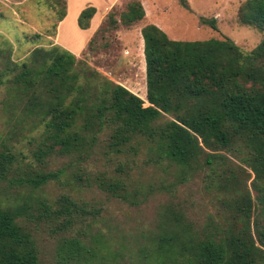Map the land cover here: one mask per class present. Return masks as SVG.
<instances>
[{
  "label": "trees",
  "instance_id": "trees-1",
  "mask_svg": "<svg viewBox=\"0 0 264 264\" xmlns=\"http://www.w3.org/2000/svg\"><path fill=\"white\" fill-rule=\"evenodd\" d=\"M36 4L53 11L54 38L66 2ZM94 13L93 7L83 9L77 27L88 29ZM144 16L140 2L133 1L120 14V24L130 27ZM106 18L109 27L118 25L112 11ZM237 21L264 35V0H245ZM205 23L216 30L215 19ZM140 34L147 107L57 44L37 45L19 62L12 59L9 42L0 46V90L7 93L0 143V264H43L33 231L19 222L24 219L55 224L51 233L59 235L55 254L61 261L93 264L90 245L67 234L77 221L94 222L100 209L68 195L50 203L36 191L69 176L80 189L93 187L137 205L150 192L128 182L134 162H119L114 176L88 165L123 153L135 158L142 148L149 160L175 168V185L164 186L169 194L198 178L212 209L207 223L193 229L180 211L165 208L144 264H264V36L244 52L227 37L171 40L153 24ZM43 37L24 39L36 44ZM54 157L67 162L46 172L42 166ZM10 190H15L12 201Z\"/></svg>",
  "mask_w": 264,
  "mask_h": 264
},
{
  "label": "rangeland",
  "instance_id": "rangeland-1",
  "mask_svg": "<svg viewBox=\"0 0 264 264\" xmlns=\"http://www.w3.org/2000/svg\"><path fill=\"white\" fill-rule=\"evenodd\" d=\"M130 1L113 8L118 25L111 28L105 17L100 25V31L94 35L93 43L85 48H73L69 34L64 36L65 46L74 49L77 59L84 60L90 67L116 84L124 86L145 101V61L142 57L139 30L145 20L130 27L120 24V14L126 10ZM245 0H148L150 10L148 20H155L161 25V30L171 40L176 41H205L210 39H231L242 51L249 52L263 39V34L257 30L243 26L237 21V11ZM53 11L47 7H38L36 0H0V46L7 41L11 44V55L15 62H19L35 46L46 47L49 43L55 44L56 37L50 36L54 24ZM72 10L70 11V18ZM215 19L216 30L205 21ZM58 26V24H57ZM57 32V27H56ZM36 33L44 37L38 43L29 42ZM72 38L76 36L72 35ZM61 38V36H60ZM81 39H77L79 41ZM144 64V66H143ZM132 85V86H131ZM9 98V97H8ZM7 93L0 90V143L1 136L6 133L7 113L5 103ZM4 107V109H3ZM35 131L32 135H35ZM25 145V142L20 145ZM26 148L29 147L26 145ZM25 153L28 154V150ZM132 155L120 154L112 157L111 161L102 160L99 163L88 165L89 169L106 171L115 175L116 165L128 161L134 162V169L129 173L128 182L140 192H150L145 201L137 205H128L111 198L96 188L83 187L72 184L66 176L60 181L48 182L36 191L40 197L53 203L60 196L68 195L73 200L100 209V216L94 221H77L68 232L67 237H80L94 250L90 256L93 264H144L153 250V234L158 233L160 213L165 208H174L180 211L186 222L193 229L203 227L212 213L208 198L201 191V181L196 178L183 185L174 186L176 190L169 194L165 189L170 184L175 185V168L166 162H153L146 154L145 149L130 158ZM130 159H127V158ZM66 158L54 157L42 166L46 172H56L61 169ZM125 178V177H124ZM15 191V190H14ZM10 190L8 200L14 198ZM21 191H25L21 189ZM5 195V194H4ZM4 198V197H3ZM36 215V214H34ZM22 225H28L33 231L36 246L43 264H69L61 261L55 254L59 235H53L55 224L46 220L30 219L27 222L19 220ZM60 222V221H59ZM97 235V238L93 239Z\"/></svg>",
  "mask_w": 264,
  "mask_h": 264
},
{
  "label": "crops",
  "instance_id": "crops-1",
  "mask_svg": "<svg viewBox=\"0 0 264 264\" xmlns=\"http://www.w3.org/2000/svg\"><path fill=\"white\" fill-rule=\"evenodd\" d=\"M64 1L66 2V16H64L65 18L61 22L58 23L57 32L55 35L57 41L55 42V44L70 51L74 55H78L74 52L73 48H76V50L78 49L82 50L83 48H85L88 42L95 35L96 31L99 29L100 25L103 23L105 17H107L108 13L111 12L113 8L121 6L123 2L127 0H64ZM138 2H140V4L142 5L144 9V13H145V16L143 18V20H145V23L143 24V26L148 25V24H153L157 26L158 28L162 29L161 25H159L157 21L147 19L148 14L150 13L149 12L150 4L148 3V0H138ZM88 7H93L95 9V13L93 17H91L89 28L86 30H81L77 27L76 17L79 15V13L83 9L88 8ZM71 10H72V16L70 18L69 16H70ZM140 30H139V35H140ZM68 34L73 42V45H72L73 48L71 47V49L66 47L65 46L66 44L63 43L64 42L63 39L65 38L64 36ZM72 35L76 36V38H72L71 37ZM77 39H81V40L76 41ZM140 45H141L142 57H144L142 38L140 39Z\"/></svg>",
  "mask_w": 264,
  "mask_h": 264
}]
</instances>
